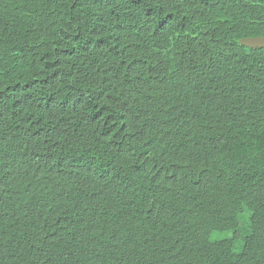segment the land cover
I'll return each instance as SVG.
<instances>
[{"label":"trees","instance_id":"obj_1","mask_svg":"<svg viewBox=\"0 0 264 264\" xmlns=\"http://www.w3.org/2000/svg\"><path fill=\"white\" fill-rule=\"evenodd\" d=\"M259 37L264 0H0V264H264Z\"/></svg>","mask_w":264,"mask_h":264},{"label":"water","instance_id":"obj_2","mask_svg":"<svg viewBox=\"0 0 264 264\" xmlns=\"http://www.w3.org/2000/svg\"><path fill=\"white\" fill-rule=\"evenodd\" d=\"M239 45L251 49H264V37L241 39Z\"/></svg>","mask_w":264,"mask_h":264},{"label":"rangeland","instance_id":"obj_3","mask_svg":"<svg viewBox=\"0 0 264 264\" xmlns=\"http://www.w3.org/2000/svg\"><path fill=\"white\" fill-rule=\"evenodd\" d=\"M231 238L230 234H214L211 236V241H216V240H220V239H229ZM240 247H241V240H237L236 241V246H235V253H238L240 251Z\"/></svg>","mask_w":264,"mask_h":264}]
</instances>
